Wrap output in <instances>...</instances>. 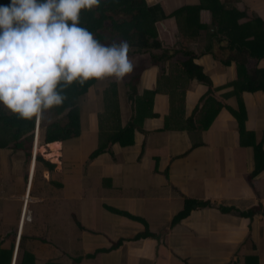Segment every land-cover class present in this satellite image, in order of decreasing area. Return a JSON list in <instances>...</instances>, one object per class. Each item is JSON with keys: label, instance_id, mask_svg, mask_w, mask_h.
I'll return each instance as SVG.
<instances>
[{"label": "crops", "instance_id": "obj_1", "mask_svg": "<svg viewBox=\"0 0 264 264\" xmlns=\"http://www.w3.org/2000/svg\"><path fill=\"white\" fill-rule=\"evenodd\" d=\"M146 1L165 17L157 25L161 44L172 38L177 51H195L212 88L187 76L189 58L157 65L150 53L149 66L138 64L136 102L123 77L118 118L101 119L108 110L104 84L83 102L79 138L37 142L29 164L0 142V244L14 247L11 264L23 237L36 264H264V93L237 91L226 45L215 44L217 56L203 54L207 32L186 37V14H177L186 9H201L193 25L213 30L206 0ZM218 1L241 16L239 26L264 22V0ZM138 109L132 143L112 141L92 158L102 129L128 126ZM38 147H49L39 152L54 169L37 162Z\"/></svg>", "mask_w": 264, "mask_h": 264}, {"label": "trees", "instance_id": "obj_2", "mask_svg": "<svg viewBox=\"0 0 264 264\" xmlns=\"http://www.w3.org/2000/svg\"><path fill=\"white\" fill-rule=\"evenodd\" d=\"M0 3H8V0H0ZM205 4H210L212 9L214 18L213 30H204L206 28L203 26L197 28L193 25L195 14L199 15L198 13L201 9H186L177 13L178 15L186 14L183 30L186 37H192L195 40L200 37L199 35L202 32L206 31L207 39L203 54H213L214 56H217L215 44L219 45L221 49L225 44L228 53L224 63L226 65L231 62L236 64L238 80L235 88L237 91L264 93V69H259L257 65L258 61L264 59V22L254 19L239 26L237 22L241 16H235L237 14L235 11H225L218 0H206ZM161 10L158 7H149L146 0H101L100 4L94 6L91 10H81L79 23L88 28L97 39L104 43H110L113 40H127L130 46V53H139V55L151 53L154 63L161 65L164 61L173 57V53H175L173 50L165 48L158 40L157 25L163 22L165 18L161 17L159 13ZM177 14L175 18L178 20ZM176 52L178 51L176 50ZM184 53L189 58L182 65L187 76L191 80H199L212 88L213 83L210 78L204 74L202 67L194 63V60L198 58L196 52L186 50ZM141 70H137V73H134L135 76L131 78V82H126V86L132 88L134 96L132 99L135 102ZM127 78L124 76V80ZM99 80L100 78H93L83 84L73 82L70 86L63 89L66 95L63 103L45 110V112L49 113L50 118L45 117L42 119L43 125L46 126L43 135H41V138L39 137L40 146L58 141L67 143L82 136L83 102L92 88L96 87ZM122 80L112 79L111 83H109L105 93L108 110L107 114L101 117L102 121L109 122L111 114L113 116L116 115L118 118L120 113V84L123 83ZM152 95L154 96L155 93ZM227 109L236 118L239 125L242 124L238 119V115L229 107ZM135 112V120L126 127L120 124L119 129H116L115 133H110L106 128L102 129V146L99 151L92 155V158L100 155L102 148L112 141L123 144L132 143L135 131L138 129L137 120L139 121L140 115H142L140 109ZM36 126V117L31 119L20 118L17 114L0 104L1 149L9 144L13 145L14 149L12 150L23 153L28 164L33 156ZM240 129H242L241 125ZM55 154L51 153L48 157H53ZM36 160L38 163H45L50 169L56 167L54 164L47 162L41 153L37 152ZM260 168L258 167L257 169L260 170ZM22 240L19 245V248L23 251V259L20 264H36L35 255L25 248L24 237ZM13 251L14 247L11 250H4L0 247V264H11ZM74 264H82V259H76Z\"/></svg>", "mask_w": 264, "mask_h": 264}, {"label": "clouds", "instance_id": "obj_3", "mask_svg": "<svg viewBox=\"0 0 264 264\" xmlns=\"http://www.w3.org/2000/svg\"><path fill=\"white\" fill-rule=\"evenodd\" d=\"M100 2L0 3V104L20 118L36 117L39 124L40 114L62 104L63 89L73 82L105 76L119 80L133 70L127 40L104 43L79 23L81 10H91ZM38 133L39 129L33 153Z\"/></svg>", "mask_w": 264, "mask_h": 264}, {"label": "rangeland", "instance_id": "obj_4", "mask_svg": "<svg viewBox=\"0 0 264 264\" xmlns=\"http://www.w3.org/2000/svg\"><path fill=\"white\" fill-rule=\"evenodd\" d=\"M170 39H172V38H170ZM170 39H166V45H167V47L166 48H168V49H170V50H173V52H175L174 54H173V56H174V58H188L187 57V55H185V51H186V49H179V51L178 52H176V50H177V48H173V47H170L171 45H170V43L171 42H169L170 41ZM173 40V39H172ZM225 45V44H224ZM170 47V48H169ZM160 52V51H159ZM128 56H129V59H130V61L132 62V64H133V70L130 72V73H127V74H125V76H126V78H127V76H129V78H133L135 75H132V74H134L133 72H135L137 69H139V66L140 65H138V64H147V66H149V58H150V53H144V54H141V55H139V53H136V54H134L133 52H129L128 53ZM185 56V57H184ZM145 59H147L148 60V63L146 62V60ZM137 61V64H135V62ZM136 65V66H135ZM138 65V66H137ZM251 65H252V63H251ZM160 68L161 69H165V66H164V64H163V66H160ZM132 76V77H131ZM115 79L116 80V78L115 77H113V76H105V77H103V78H100L101 79V81H105V82H103V83H101V84H99L100 82H98L97 83V85H96V87H94V88H92V90H94V92H95V90L96 89H98L99 87L101 88V86L102 85H109V83H111V82H109V80L110 79ZM121 79H123V78H121ZM126 80V82L127 81H129V79L127 78V79H125ZM132 80V79H131ZM237 80H238V77H237ZM236 80V81H237ZM100 81V80H99ZM129 82H131V81H129ZM122 84V83H121ZM104 85V86H105ZM123 85V87L125 88V89H127L126 90V92H128V93H131V90H129V88H127L126 87V83H123L122 84ZM104 89H102V91H103ZM129 90V91H128ZM98 94V93H97ZM151 103V102H150ZM47 113V114H46ZM45 117H47L48 119L50 118V115H49V113L48 112H45V111H43L41 114H40V126H38L36 129H35V133H34V136H36L37 137V132H38V129H39V137L41 138V135H43V131H44V128H45V126L46 125H43V121H42V119L43 118H45ZM41 121H42V124H41ZM44 126V127H43ZM35 140V139H34ZM51 147H55V146H51ZM8 149H10V150H12V149H14L13 148V145H11L10 144V146H8L7 147ZM49 149V147H46V150H48ZM13 151V150H12ZM33 151H34V147H33ZM39 151H40V149H39ZM38 151V152H39ZM41 153H45V152H42V151H40ZM39 152V153H40ZM57 153H58V151H56ZM46 154H48L47 152H46ZM22 155L24 156V154L22 153ZM48 158V157H47ZM11 243V242H10ZM10 243L9 244H7L6 243V245H9L10 246ZM2 245H0V247H1ZM3 247V246H2ZM19 257H18V263L17 264H20V261H22V259H23V251H19V255H18Z\"/></svg>", "mask_w": 264, "mask_h": 264}, {"label": "bare ground", "instance_id": "obj_5", "mask_svg": "<svg viewBox=\"0 0 264 264\" xmlns=\"http://www.w3.org/2000/svg\"><path fill=\"white\" fill-rule=\"evenodd\" d=\"M39 119H40V117H39ZM39 123H40V122H39ZM37 124H38V123H37ZM39 149H40V148L38 147L37 150H36V152H38ZM40 151H46V149H45V148H41ZM24 212H25V211H24Z\"/></svg>", "mask_w": 264, "mask_h": 264}, {"label": "built area", "instance_id": "obj_6", "mask_svg": "<svg viewBox=\"0 0 264 264\" xmlns=\"http://www.w3.org/2000/svg\"><path fill=\"white\" fill-rule=\"evenodd\" d=\"M24 216H25V214H24Z\"/></svg>", "mask_w": 264, "mask_h": 264}]
</instances>
